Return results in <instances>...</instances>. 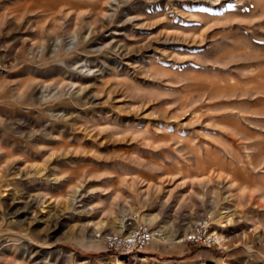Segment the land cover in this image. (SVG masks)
Segmentation results:
<instances>
[{
    "label": "rangeland",
    "instance_id": "obj_1",
    "mask_svg": "<svg viewBox=\"0 0 264 264\" xmlns=\"http://www.w3.org/2000/svg\"><path fill=\"white\" fill-rule=\"evenodd\" d=\"M0 264H264V0H0Z\"/></svg>",
    "mask_w": 264,
    "mask_h": 264
},
{
    "label": "built area",
    "instance_id": "obj_2",
    "mask_svg": "<svg viewBox=\"0 0 264 264\" xmlns=\"http://www.w3.org/2000/svg\"><path fill=\"white\" fill-rule=\"evenodd\" d=\"M214 232L208 220L204 218L196 221L181 239L192 244L214 246L217 244ZM94 236L101 240L106 249L112 253L131 254L141 253L152 239L160 237V232L150 229L145 224H139L125 233L101 231L96 232Z\"/></svg>",
    "mask_w": 264,
    "mask_h": 264
},
{
    "label": "bare ground",
    "instance_id": "obj_3",
    "mask_svg": "<svg viewBox=\"0 0 264 264\" xmlns=\"http://www.w3.org/2000/svg\"><path fill=\"white\" fill-rule=\"evenodd\" d=\"M214 234H215V236H216V237H215V239H216L217 243H219V242H218V240H219V237H218L217 233H216V232H214ZM134 260H135V259H134Z\"/></svg>",
    "mask_w": 264,
    "mask_h": 264
}]
</instances>
